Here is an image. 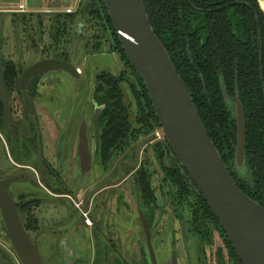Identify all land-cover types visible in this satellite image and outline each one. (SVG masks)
I'll use <instances>...</instances> for the list:
<instances>
[{"label": "flooded vegetation", "instance_id": "af4514ba", "mask_svg": "<svg viewBox=\"0 0 264 264\" xmlns=\"http://www.w3.org/2000/svg\"><path fill=\"white\" fill-rule=\"evenodd\" d=\"M47 3L9 16L0 2V185L8 181L10 204L41 264H242L220 224L201 216V194L185 172L168 164L170 148L152 134L157 124L148 109L133 112L127 92L126 106L139 119L123 146L103 151L114 102L106 98L105 72L90 86L81 63L102 48L82 42L75 51L80 4ZM28 46L23 66L6 56ZM52 60L68 71L49 69L20 84L26 70ZM234 170L249 177L244 163ZM170 173L190 181L187 195L171 185ZM2 220L0 208V264H21Z\"/></svg>", "mask_w": 264, "mask_h": 264}, {"label": "trees", "instance_id": "16d2710c", "mask_svg": "<svg viewBox=\"0 0 264 264\" xmlns=\"http://www.w3.org/2000/svg\"><path fill=\"white\" fill-rule=\"evenodd\" d=\"M143 3L155 36L167 51L234 182L247 197L264 208V91L259 64L261 43L264 82V16L257 0H143ZM101 4L103 13L95 24L103 33L108 29L112 32L126 59L105 6ZM100 36L94 38L98 41ZM97 41L92 49H99L101 43ZM104 76L106 98L114 102L107 111L110 134L104 131L103 136V151L108 153L125 144L131 123L139 116L133 119L126 106L122 79L110 78L106 73ZM137 76L140 89L136 93V105L140 113L147 108L157 124L144 83ZM7 81L13 82L12 79ZM237 97L245 113L244 164L249 177L244 179L234 170ZM169 170L177 171L172 167ZM170 182L181 195H187V188L192 187L190 181L183 182L181 176L174 173H170ZM196 201L203 219L209 217L218 223L202 196Z\"/></svg>", "mask_w": 264, "mask_h": 264}, {"label": "water", "instance_id": "95a60500", "mask_svg": "<svg viewBox=\"0 0 264 264\" xmlns=\"http://www.w3.org/2000/svg\"><path fill=\"white\" fill-rule=\"evenodd\" d=\"M103 3L129 64L144 83L161 132L171 151L168 164L180 167L199 191L240 262L264 264V208L237 187L227 170L187 88L151 28L143 0H103ZM74 43L73 33L71 47ZM259 64L264 91L261 43ZM57 68L68 71L65 64L55 60L36 64L26 70L20 84L26 85L37 73ZM222 91L227 99L223 86ZM235 107L237 146L234 164L240 168L244 163L246 128L244 109L238 97ZM5 114H8L7 107ZM154 139L153 135L140 143L139 147ZM7 182L0 185L5 196L7 193L3 185ZM5 196L2 197L0 193L2 221L19 261L21 264H41L18 220L15 208L10 204L9 196Z\"/></svg>", "mask_w": 264, "mask_h": 264}, {"label": "rangeland", "instance_id": "374dc122", "mask_svg": "<svg viewBox=\"0 0 264 264\" xmlns=\"http://www.w3.org/2000/svg\"><path fill=\"white\" fill-rule=\"evenodd\" d=\"M101 2L103 3V0H81L80 9H82L81 11L84 12V15L81 18H79L78 22H76L75 24V31H77L78 33L77 45L75 47V51L78 50V47L81 46L82 42L87 43V45H89L92 49L93 44H95L97 41V39L94 37L96 35L99 36L101 35L100 36L101 38L98 39L97 42L101 43L100 47L102 49H100V51L97 52V54L94 57L89 56L84 61H81V63L84 66L86 65L87 67L88 85L90 86L93 85L95 83L96 76L102 72H105L112 76L119 75L120 78L122 79L121 82L122 87L125 90V92H127L126 95L129 94L130 97L129 99L132 101L131 108L132 111L134 112L137 102L136 93L139 92L140 82L138 81L137 73H135V71L131 68V65L129 64L128 60H126L127 58L124 59V57L122 56L119 46L117 45L112 32L108 29L105 33H103L100 26L97 27L95 24V22L99 21L98 16L102 15L103 13ZM53 6H55L53 2L47 3L45 5V7H53ZM78 13H80V11ZM76 15L74 17H76ZM19 19L20 16L18 17V20ZM82 27L83 30L81 31ZM67 37H68L67 38V42H68L70 36ZM31 38H33L32 33H31ZM91 49H89L90 53L92 52ZM29 51H30L29 46L26 49L24 48L21 52L14 51L12 50V48H10L6 56H9L8 58L12 59L18 65L23 66L27 61L25 56L28 55ZM39 51H40L39 48L35 50V52L38 54L40 53ZM82 52L85 53L86 50L85 51L83 50ZM152 134L157 135L158 141L164 139V136L161 132L158 122L157 125L152 129ZM150 146L151 144L148 147L149 151H150ZM170 155H171V151H170ZM238 173L241 175V176L238 175L240 179L247 178L246 176H244V170L238 171Z\"/></svg>", "mask_w": 264, "mask_h": 264}, {"label": "crops", "instance_id": "0c3cea01", "mask_svg": "<svg viewBox=\"0 0 264 264\" xmlns=\"http://www.w3.org/2000/svg\"><path fill=\"white\" fill-rule=\"evenodd\" d=\"M49 2V3H54L56 9H58V7L61 8H66V9H70L73 10L75 9L76 5L78 6L81 2V0H0V2H2V6L4 8H8V9H3V10H9L11 13H9L8 15H15L12 14L15 13V11L18 9L19 6L23 7V11H34L35 9H39L41 8V3L42 2ZM60 5V6H59ZM1 9V8H0ZM46 9V8H45ZM44 9V10H45ZM11 20H9L6 23V29L10 30V24Z\"/></svg>", "mask_w": 264, "mask_h": 264}, {"label": "bare ground", "instance_id": "6f19581e", "mask_svg": "<svg viewBox=\"0 0 264 264\" xmlns=\"http://www.w3.org/2000/svg\"><path fill=\"white\" fill-rule=\"evenodd\" d=\"M259 3H260V7L264 11V0H259Z\"/></svg>", "mask_w": 264, "mask_h": 264}]
</instances>
